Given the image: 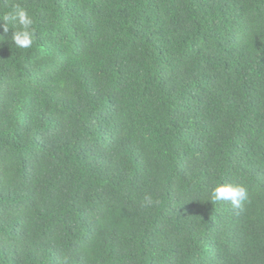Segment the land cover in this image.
Returning <instances> with one entry per match:
<instances>
[{
	"label": "trees",
	"instance_id": "1",
	"mask_svg": "<svg viewBox=\"0 0 264 264\" xmlns=\"http://www.w3.org/2000/svg\"><path fill=\"white\" fill-rule=\"evenodd\" d=\"M13 3L37 36L0 44V264H264V0Z\"/></svg>",
	"mask_w": 264,
	"mask_h": 264
},
{
	"label": "clouds",
	"instance_id": "2",
	"mask_svg": "<svg viewBox=\"0 0 264 264\" xmlns=\"http://www.w3.org/2000/svg\"><path fill=\"white\" fill-rule=\"evenodd\" d=\"M36 20L33 13L18 3L6 4L0 10V26L5 35H0V44L10 41V45L19 50L31 48L36 41ZM11 30L12 35L6 41L5 36ZM248 190L242 184L232 182H215L209 189L208 196L212 204L218 202H228L234 209H240L248 199ZM145 207L154 206L159 203L153 200L151 195H145L143 198Z\"/></svg>",
	"mask_w": 264,
	"mask_h": 264
}]
</instances>
